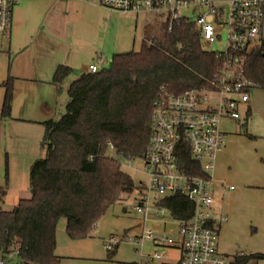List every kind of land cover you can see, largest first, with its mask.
<instances>
[{
	"label": "trees",
	"instance_id": "16d2710c",
	"mask_svg": "<svg viewBox=\"0 0 264 264\" xmlns=\"http://www.w3.org/2000/svg\"><path fill=\"white\" fill-rule=\"evenodd\" d=\"M193 20L182 19L170 31L147 37L138 51L114 54L110 66L95 73L84 72L67 89L65 113L46 120L43 156L29 171L31 196L13 209L0 208V251L6 264H61L56 253V230L66 220L73 240L92 237L107 209L139 186L125 172L116 154L127 159L143 156L152 134V101L166 85L174 93L209 87L220 68L214 52L202 47ZM245 75L264 90V54L244 55ZM73 69L59 65L52 83L60 92ZM13 83H5L2 117H11ZM250 115V111L247 112ZM248 118V116H247ZM252 136V135H249ZM185 169L203 174L189 153ZM7 196L0 186V200ZM161 204L176 219H190L194 204L184 195L167 196ZM118 244L108 249L115 255ZM264 259V253L238 252L230 264Z\"/></svg>",
	"mask_w": 264,
	"mask_h": 264
},
{
	"label": "rangeland",
	"instance_id": "374dc122",
	"mask_svg": "<svg viewBox=\"0 0 264 264\" xmlns=\"http://www.w3.org/2000/svg\"><path fill=\"white\" fill-rule=\"evenodd\" d=\"M53 1L19 0L14 8L11 45L0 38V186L7 190L4 202L0 200V208L4 210L13 209L22 198L31 196L29 171L33 161L43 156V123L49 119H58L65 113L69 100L67 89L77 75L88 71L90 63H96L100 68L109 67L114 54L138 51L144 39L159 36L166 28L165 12L128 14L101 6L98 0H94V3L74 0L64 11L55 7ZM212 1L228 12L230 0ZM181 13L194 17L189 10ZM226 39L227 33L223 31L218 42L202 43V47L206 51L223 50ZM59 64L73 68V73L64 82L60 93L52 83L54 70ZM16 73H24L26 76L18 75L20 77L15 79ZM9 80L13 83L12 112L11 117L4 119L2 103L5 83ZM249 94L251 116L247 114V107L242 106L239 110L241 121L224 119L221 122L222 130L228 135H249L263 131L264 90L255 87ZM247 116H250L248 121ZM235 139L240 159L257 160V154L254 153L257 146L250 139ZM109 154L120 160L123 170L132 176L137 186L147 185V176L141 170L143 163L140 158L120 157L113 148H109ZM227 162L224 158L222 163L219 161L221 170H225ZM134 206L135 193L111 205L97 222L93 237L87 240H70L66 232V220L61 219L56 230L57 254H80L95 258L83 260L84 264H146L136 249L137 245L130 240L142 231L139 226L142 216ZM173 226L176 228V225ZM253 227L246 225L238 232L237 244L233 248L224 249L221 243L220 250L227 254L264 252V246L248 245L253 241L264 243V232L256 233ZM176 233L170 234L175 236ZM112 236L116 243H112L111 249L116 244L118 248L115 255L109 257L105 243ZM149 244H145V250L151 252L153 248ZM159 251L163 253V250ZM172 254L174 259L177 253L172 251ZM160 262L154 259L149 264ZM248 264L257 262L251 261Z\"/></svg>",
	"mask_w": 264,
	"mask_h": 264
},
{
	"label": "built area",
	"instance_id": "2783aa9c",
	"mask_svg": "<svg viewBox=\"0 0 264 264\" xmlns=\"http://www.w3.org/2000/svg\"><path fill=\"white\" fill-rule=\"evenodd\" d=\"M99 1L110 10L128 14L165 12L170 31L182 19L193 20L203 43L218 42L222 32L227 33L224 49L211 51L220 68L209 87L174 93L162 85L157 90L152 101V134L141 157L147 185H140L135 192L134 208L142 216V231L130 240L146 262L165 258L159 250L151 253L145 250L149 241L158 248L178 247L181 250L178 264H230V258L219 250V225L211 184L217 157L226 147L221 122L240 121V107H248L249 92L258 86L245 75L242 58L256 50L264 54V0H230L227 13L212 0ZM18 3L19 0H0V34L6 40ZM183 10L191 11L194 17L183 15ZM100 69L98 64L91 63L88 72ZM186 153L199 163L203 174L185 169ZM176 195H184L194 204L190 219L174 218L171 209L161 204L163 198ZM219 219L225 221L227 216ZM157 229L165 233L157 234ZM173 231L177 232L175 236L171 235ZM115 240L112 236L105 246L111 249ZM0 264H6L1 251Z\"/></svg>",
	"mask_w": 264,
	"mask_h": 264
},
{
	"label": "crops",
	"instance_id": "0c3cea01",
	"mask_svg": "<svg viewBox=\"0 0 264 264\" xmlns=\"http://www.w3.org/2000/svg\"><path fill=\"white\" fill-rule=\"evenodd\" d=\"M73 2L74 0H54L53 5L55 7H60L65 11L66 8H68L69 4ZM86 2L94 3V0H90V1L86 0ZM98 2L100 3L99 0ZM13 24H14V12H13L12 25L9 29V39L6 40L4 35L0 34L1 41L6 40L7 41L6 43L9 45H11L12 42V29L14 28ZM59 65H63V64H59ZM57 67L55 68V70L57 69ZM88 71H83L82 73ZM18 75L22 77L26 76L24 73L23 74L16 73V76L14 78L15 79L19 78L20 76ZM80 75H77L76 79H78ZM62 89H63V85H62ZM248 111H250V116H251L252 114L251 104H249L247 107V112ZM250 116L246 118L247 121L250 118ZM261 129L263 130L262 132L252 133L253 135L249 134L252 136L243 135L241 133L228 135V133L225 132L226 147L222 152L219 153L217 157L216 166L213 173L214 180L211 184V188L214 194L215 207H216V219L219 225V250L221 243L224 244L223 246L224 249L233 248V246L237 244L238 232L241 231L243 227H246V225L255 226L256 229L254 227L253 228L256 233H258L259 231L264 232V121ZM235 138L250 139L253 142V144L257 146L254 151V153L257 154V160L255 158H245V160L240 159L238 155L239 152L237 148V140ZM223 158L228 160V162L226 163L225 170L223 169L221 170L219 166V161L222 163ZM231 186H234V188H231ZM220 216H227V220L219 222ZM157 232L165 233V231H160V229H157ZM175 232L176 231H173V233ZM89 238H85L81 240H87ZM76 241H80V240H76ZM56 242H57V236H56ZM261 242L263 241H260L259 242L260 244L253 241L248 245L252 247H259L258 245H260L261 247H263L264 243ZM146 243H150V242L147 241ZM149 245L153 248L151 252L159 249L163 250V254L165 258L158 259L159 261H161L160 264L179 263V259L181 257V250L178 247L158 248L156 246H153L151 243ZM56 247H57V243H56ZM69 249L72 250L71 247ZM172 251H175L177 253L174 259H172L173 256ZM220 252L226 255L230 259L232 258L233 255L237 253L236 252L233 254H227L225 252H222L221 250ZM241 252L247 253L244 251ZM59 256L62 257L61 264H84L82 263L83 260L90 261L95 259L94 257L84 256L80 254H60ZM255 262H257V264H264V259L257 261L255 260ZM146 264H149V262H146Z\"/></svg>",
	"mask_w": 264,
	"mask_h": 264
}]
</instances>
